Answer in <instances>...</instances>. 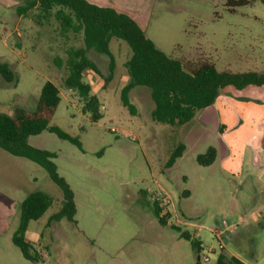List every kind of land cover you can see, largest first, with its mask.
<instances>
[{
    "label": "rangeland",
    "instance_id": "374dc122",
    "mask_svg": "<svg viewBox=\"0 0 264 264\" xmlns=\"http://www.w3.org/2000/svg\"><path fill=\"white\" fill-rule=\"evenodd\" d=\"M89 1L127 13L174 58L205 60L232 72L264 71V0H251L233 11L227 0ZM21 4L0 0V62H7L17 79L11 84L0 77V112L10 113L14 107L33 110L46 80L58 87L61 99L49 126L76 137L81 147L48 129L29 136L28 142L57 154V170L74 193L76 212L73 220L50 221L61 207V189L38 164L0 148L4 193L22 200L41 190L52 198L26 230L41 258L25 259L11 240L18 224L16 206L8 228L0 231V264H126L124 258L133 255L161 256L164 245L177 238L185 264H198L181 231L213 247L212 252L202 251L209 260L200 259L199 264L215 263L217 239L226 252L241 249L248 255L253 242L264 253V230L259 231L264 227V85L219 90L215 102L223 125L220 134L197 131L199 113L182 125L156 122L147 87L127 90L133 112L122 104L121 91L129 82L125 62L131 54L125 41L110 39L114 61L110 74L108 56L86 49L81 30L62 28L54 16L38 23L32 15H18ZM79 49H85L99 71L83 72V81L91 84L90 95L95 94L101 105L95 122L81 111L84 99L78 91L64 85L68 60ZM221 142L227 146L225 159L216 158L207 166L197 163V153ZM179 143L187 148L167 167ZM15 183L21 184L17 191ZM139 190H145L146 197L138 195ZM164 195L170 199V212L166 224H161L147 200ZM223 221L227 228L244 229V234L230 238ZM172 223L180 231L172 229ZM217 229H222L219 238L213 232Z\"/></svg>",
    "mask_w": 264,
    "mask_h": 264
},
{
    "label": "trees",
    "instance_id": "16d2710c",
    "mask_svg": "<svg viewBox=\"0 0 264 264\" xmlns=\"http://www.w3.org/2000/svg\"><path fill=\"white\" fill-rule=\"evenodd\" d=\"M16 9L18 15H32L38 23L54 16L64 29L81 30L85 48H93L108 56L109 72H113V57L109 50L110 39L115 37L127 43L131 54L125 62L128 84L122 88V104L129 112L134 107L129 103L126 92L130 87H147L154 103L151 113L156 122L168 125H182L190 122L195 115L211 105L219 90L226 86L240 90L247 85H264V72L254 70L232 72L219 70L211 62L183 61L174 58L149 39L142 27L127 13L111 6H102L89 0H20ZM251 0H227L229 10L247 5ZM88 68L99 73L95 64L85 54V49L77 50L68 60V74L64 85L76 89L84 99L81 111L89 114L93 122L101 117L100 101L95 94L90 95L91 84L83 81V72ZM0 77L7 83H16V74L7 62H0ZM107 81V78L105 79ZM58 87L46 80L40 89L33 110L14 107L11 113L0 112V148L11 155L26 158L42 167L50 179L61 189L62 202L60 209L50 216V221L63 217L73 220L76 212L74 193L57 170L54 151L35 147L28 142V137L36 135L45 129L54 132L59 138L67 140L79 148L80 142L56 126H49L56 108L60 102ZM184 144L179 143L172 150L166 161L170 167L182 155ZM216 158V149L208 146L195 159L198 164L210 165ZM138 195L146 197L145 190H139ZM153 208L159 222L166 224V215H161L162 207L156 199L147 200ZM52 204V198L46 192L35 190L28 193L18 204V224L11 235V240L17 246L22 256L37 262L41 256L33 247L32 241L26 236L28 223L39 219ZM172 229L180 231L175 223L169 224ZM180 237L189 240L196 251V261L199 264L201 244L191 239L185 232ZM214 264H245L223 248L219 249Z\"/></svg>",
    "mask_w": 264,
    "mask_h": 264
},
{
    "label": "crops",
    "instance_id": "0c3cea01",
    "mask_svg": "<svg viewBox=\"0 0 264 264\" xmlns=\"http://www.w3.org/2000/svg\"><path fill=\"white\" fill-rule=\"evenodd\" d=\"M257 72H264V71H257ZM198 113L199 114H197L195 121L196 124L199 125L197 131L203 132L205 130H208L211 132L215 130V132L220 134L223 125L220 124L219 111L215 101L213 104L205 107ZM5 114H9V113H5ZM213 125L215 126V128ZM183 144L185 147L184 150H186L187 148L186 144L185 143ZM214 148L216 149V158H220L222 160L225 159L226 149H227L226 144L221 142L220 144L216 145ZM9 160L16 163V165L19 167L26 166L21 160H12V159ZM29 180L30 177L26 175L25 181H29ZM12 187L14 188L15 191H17L21 188V184L15 183L12 184ZM20 201L21 200L16 195L13 194L10 196L4 193L2 189H0V231H4L8 228L9 226L8 218L16 213V206H18ZM224 230L230 238H235L237 236L241 237L244 234V229L241 228V230H239V228L236 226H230L228 228H224ZM263 230L264 227H260L259 231L262 232ZM198 241L202 246L206 247V245L203 244L201 240ZM180 245H181L180 239L177 238L175 241L168 242V244L164 245L166 250L159 257H151V256L147 257L141 254L133 255L132 257L131 256L125 257L124 263L126 264H185L184 257L181 255L179 251ZM248 247L250 249L248 255H242L243 253L241 249H237L234 251L229 250L228 252L237 259H239L240 261L244 262L245 264H264V253H262L261 250L259 249V245L251 242V244H249ZM193 251L196 255V251L195 250Z\"/></svg>",
    "mask_w": 264,
    "mask_h": 264
},
{
    "label": "built area",
    "instance_id": "2783aa9c",
    "mask_svg": "<svg viewBox=\"0 0 264 264\" xmlns=\"http://www.w3.org/2000/svg\"><path fill=\"white\" fill-rule=\"evenodd\" d=\"M112 130H113V129H112ZM154 199H156L157 201H159V204H160L161 207H162L161 215H166V214H167V216H168V215H169L168 213L170 212V211H169V204H170V199H169V197L166 196V195H164V196H160V198L156 197V198H154ZM167 216H166V217H167ZM222 224L224 225V228H227V227H226V222H225V221H223ZM213 232H214V236H215L216 238H219V235L221 234L222 229H217V230H214ZM217 242H218V248H219V249L223 248V245L220 243L219 239H217ZM200 247H201V250H200V252H199V258H200L202 261L206 262V261L209 260V257H208V255H204V254H202V251H204V249H206L208 252H212L214 249H213V247H204V246H202V245H201ZM201 255H202V256H201Z\"/></svg>",
    "mask_w": 264,
    "mask_h": 264
}]
</instances>
